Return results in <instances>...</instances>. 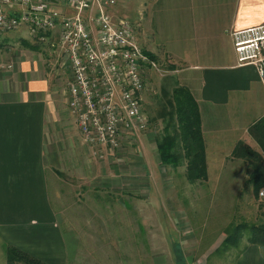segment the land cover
Segmentation results:
<instances>
[{"label":"crops","instance_id":"crops-1","mask_svg":"<svg viewBox=\"0 0 264 264\" xmlns=\"http://www.w3.org/2000/svg\"><path fill=\"white\" fill-rule=\"evenodd\" d=\"M151 4L158 46L144 36L142 27L135 30L136 42L167 69L164 81L169 90L182 85L196 102L206 171V178L197 181L250 184L248 161L231 152L238 141L262 152L247 127L264 117V88L251 65L235 64L228 31L264 24V0H151ZM52 34L49 38L56 41ZM55 50L54 55H61ZM9 57L12 68L0 70V264H6V246L45 264H70L79 253L78 238L73 230L64 229L58 208L51 204L50 188L57 172L89 181L88 169L94 166L86 162L82 167L85 147L79 143L75 123L70 129L72 117L58 97V71L47 66L53 65L52 54L21 47ZM83 168L87 171L82 176ZM128 181L110 174L102 183L119 189ZM234 264H264L260 245L247 242Z\"/></svg>","mask_w":264,"mask_h":264},{"label":"rangeland","instance_id":"rangeland-1","mask_svg":"<svg viewBox=\"0 0 264 264\" xmlns=\"http://www.w3.org/2000/svg\"><path fill=\"white\" fill-rule=\"evenodd\" d=\"M112 9L134 30L142 27L149 41L159 43L152 32L156 12L151 0H119ZM20 39L34 44L45 56L52 54L53 65L47 66L58 71V97L65 104L70 72L62 55H54L56 41L51 36L34 42L21 30L0 32V54L7 56L1 59H9L12 51L23 47ZM160 68L164 74L149 72V84L141 93L148 125L138 137L127 139L118 151L90 147L78 139L85 147L80 155L82 167L86 162L94 166L88 169L92 178L86 181L66 171L55 175L51 204L58 208L64 229L73 230L78 238L79 253L70 264H234L247 243L246 235L242 233L235 245H220L227 227L262 220L264 195L254 197L250 184L208 185L187 180L169 85L164 81L167 69L161 64ZM70 121L74 130V121ZM166 136L173 142L175 166L161 163L156 153V143ZM81 171L83 176L87 169ZM109 173L128 177L123 187L127 190L105 187L102 180Z\"/></svg>","mask_w":264,"mask_h":264},{"label":"built area","instance_id":"built-area-1","mask_svg":"<svg viewBox=\"0 0 264 264\" xmlns=\"http://www.w3.org/2000/svg\"><path fill=\"white\" fill-rule=\"evenodd\" d=\"M118 1L0 0V32L21 30L34 41L56 33L55 46L70 72L66 109L80 139L112 151L147 127L141 93L149 72L164 74L137 44L131 23L114 15ZM228 35L235 64L251 65L264 88V24L231 29ZM11 68L10 59H0V70Z\"/></svg>","mask_w":264,"mask_h":264},{"label":"trees","instance_id":"trees-1","mask_svg":"<svg viewBox=\"0 0 264 264\" xmlns=\"http://www.w3.org/2000/svg\"><path fill=\"white\" fill-rule=\"evenodd\" d=\"M20 45L32 50L38 48L25 39H20ZM149 56L153 57L151 53ZM170 105L172 107L175 129L177 132L182 155L185 160L187 180H204L206 178L204 163V147L200 134L199 115L196 102L188 89L182 85L174 86L170 91ZM247 131L258 143L262 152L251 149L242 141H238L231 152L232 157L248 161L250 173L248 181L251 185L252 195L258 197L261 188H264V117L252 122ZM164 138V139H163ZM155 145L159 161L170 166L176 165L175 154L171 151L172 140L163 137ZM261 218L258 223H236L229 225L220 245H235L244 233L246 241L260 245L264 253V205H262ZM6 264H45L40 260L13 247H5ZM183 261H178L182 263Z\"/></svg>","mask_w":264,"mask_h":264},{"label":"water","instance_id":"water-1","mask_svg":"<svg viewBox=\"0 0 264 264\" xmlns=\"http://www.w3.org/2000/svg\"><path fill=\"white\" fill-rule=\"evenodd\" d=\"M179 264H184V263L182 262V263H179Z\"/></svg>","mask_w":264,"mask_h":264}]
</instances>
